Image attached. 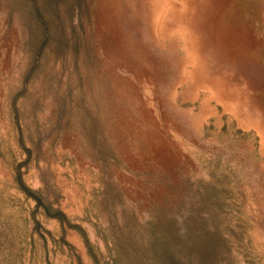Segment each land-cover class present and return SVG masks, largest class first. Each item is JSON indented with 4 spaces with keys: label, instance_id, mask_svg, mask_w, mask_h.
Listing matches in <instances>:
<instances>
[{
    "label": "rangeland",
    "instance_id": "obj_1",
    "mask_svg": "<svg viewBox=\"0 0 264 264\" xmlns=\"http://www.w3.org/2000/svg\"><path fill=\"white\" fill-rule=\"evenodd\" d=\"M0 264H264V0H0Z\"/></svg>",
    "mask_w": 264,
    "mask_h": 264
},
{
    "label": "bare ground",
    "instance_id": "obj_2",
    "mask_svg": "<svg viewBox=\"0 0 264 264\" xmlns=\"http://www.w3.org/2000/svg\"><path fill=\"white\" fill-rule=\"evenodd\" d=\"M188 44L191 46V41H190V40H188ZM194 45H195V44H194ZM194 45H193V46H194Z\"/></svg>",
    "mask_w": 264,
    "mask_h": 264
}]
</instances>
